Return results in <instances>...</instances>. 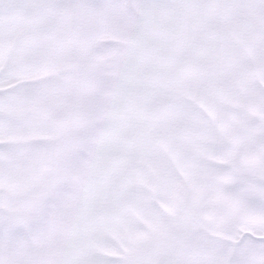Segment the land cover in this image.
<instances>
[{
  "label": "snow or ice",
  "instance_id": "6c2138e0",
  "mask_svg": "<svg viewBox=\"0 0 264 264\" xmlns=\"http://www.w3.org/2000/svg\"><path fill=\"white\" fill-rule=\"evenodd\" d=\"M0 264H264V0H0Z\"/></svg>",
  "mask_w": 264,
  "mask_h": 264
}]
</instances>
